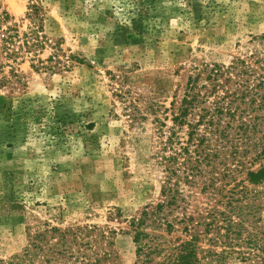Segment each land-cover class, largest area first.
<instances>
[{"label": "rangeland", "instance_id": "rangeland-1", "mask_svg": "<svg viewBox=\"0 0 264 264\" xmlns=\"http://www.w3.org/2000/svg\"><path fill=\"white\" fill-rule=\"evenodd\" d=\"M34 6L43 9L52 42L39 59L50 65L59 43L68 67L35 71L26 60L20 81L0 89V259L21 254L47 226H96L107 235L97 244L111 254L104 264H136L130 224L161 200L171 104L181 102L194 68L262 49L264 0H0L22 30ZM228 141L204 166V187L217 174L215 186L204 194L203 185L193 187V204L254 188L244 181L247 168L264 166V158L251 165L260 149ZM257 204L250 225L264 234V195ZM155 234L171 245L186 240L180 229ZM237 257L224 264H253Z\"/></svg>", "mask_w": 264, "mask_h": 264}, {"label": "trees", "instance_id": "trees-1", "mask_svg": "<svg viewBox=\"0 0 264 264\" xmlns=\"http://www.w3.org/2000/svg\"><path fill=\"white\" fill-rule=\"evenodd\" d=\"M27 19L28 26L22 30L8 13L0 11V89L6 88L12 78L20 81L18 67L26 60L35 71L42 67L54 73L68 67V62L63 65L59 59L63 53L59 43L46 61L50 65L44 66L39 59L52 43L45 33L43 9L32 7ZM258 40L262 49L249 57H235L229 64L204 62L194 68L181 102H172L173 126L161 142L159 156L166 174L161 200L147 206L130 224L136 264H202L203 258L204 264H224L234 253L242 262L264 264V234L250 225L255 222L250 218L255 220L260 212L257 201L264 195V166L246 169L244 183L253 189L236 186L228 196L204 205L190 200L193 187L203 185L204 194V189L215 186L217 174L206 180L204 187V166L218 157L223 147H217L224 140L228 144L230 137L237 138L241 147L259 148L251 165L264 158V35ZM70 59L83 64L74 56ZM239 149L235 146L233 153L237 155ZM241 165L245 167V162ZM184 185L190 189L185 190ZM179 229L186 237L179 245L159 241L162 237L155 234L163 230L172 235ZM102 238H107L106 232L96 226L65 230L47 226L30 235L21 254L0 259V264H104L111 254L99 251L97 244ZM203 240L204 249L200 245ZM244 247L249 252L236 251Z\"/></svg>", "mask_w": 264, "mask_h": 264}]
</instances>
